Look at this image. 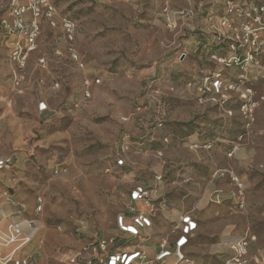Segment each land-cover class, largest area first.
Wrapping results in <instances>:
<instances>
[{
    "label": "rangeland",
    "instance_id": "rangeland-1",
    "mask_svg": "<svg viewBox=\"0 0 264 264\" xmlns=\"http://www.w3.org/2000/svg\"><path fill=\"white\" fill-rule=\"evenodd\" d=\"M11 1L0 0V22L12 21ZM32 1L19 3L29 7ZM46 1L53 10L51 17L48 7L40 4L36 18L31 9L23 15L25 27L29 29L35 20L38 30L34 50L28 52L20 72V91L13 90L12 64L7 89L0 95L7 98L4 104L0 101V156H14L13 168L5 172L4 180L11 182L13 198L25 206L27 218L40 222L26 249V253L39 254L37 264H64L66 253L84 245L72 243L75 232L111 238L119 218L124 220L120 213L135 184L120 181L130 172L142 177L156 171L162 177L154 176V181L165 183L173 192L180 181L165 182L170 170L187 168L194 163L193 153L201 151L200 162L214 160L216 171L228 172L216 178L226 180L234 197L238 189L232 176L243 187L249 182L264 193V34L254 60L242 68H226L218 59L227 60L233 52L227 42L223 50H216L219 42L214 33L233 38L243 17L233 13L228 16L230 29L220 28L223 15L212 10L216 0ZM181 11L192 14L178 15ZM169 17H174L175 27H168ZM212 17L218 30L209 27ZM63 19L74 25L71 41ZM197 33L204 36V42L196 39ZM10 38L9 51L14 41ZM21 45L28 48L25 37ZM71 52L83 68L72 60ZM215 72L234 89L199 102L190 83ZM154 77L168 80L174 92L150 87ZM95 79L100 83L93 84ZM85 80L90 82L89 98L83 97ZM244 102L252 106L251 122L240 109ZM40 103L44 111L39 110ZM157 120L193 122L202 128L204 140L216 141L215 146L226 144L212 154L193 146L166 154L145 153L135 139L144 138L142 132L161 135L163 129H152ZM217 188L226 191L222 185ZM37 206L40 211L35 213ZM202 242L206 245L199 251L207 255L209 241Z\"/></svg>",
    "mask_w": 264,
    "mask_h": 264
},
{
    "label": "built area",
    "instance_id": "built-area-1",
    "mask_svg": "<svg viewBox=\"0 0 264 264\" xmlns=\"http://www.w3.org/2000/svg\"><path fill=\"white\" fill-rule=\"evenodd\" d=\"M47 6L46 0H33L29 7H25L19 3V0H12L10 3V16L12 21L9 23L7 19H3L0 22V33L11 36L14 38L12 42V48L9 51L10 62L15 66L12 69L13 76V90L15 92L20 91V83L22 81V76L20 74L21 70L25 65V60L28 52L34 50V40L37 35L36 21L33 20L30 24V28L25 27V21L23 20V15L26 10H33V17L38 16V5ZM48 7V16L51 17V12L53 11L50 6ZM233 13H240L243 17L242 24L240 26L239 33L233 32V38H227L221 33H214V39L220 43L227 42L229 49L232 50V55L227 60L218 59V62L224 64V67L229 68L231 66H241L247 65L253 59L254 54H259L261 52L262 46V35L264 34V4L250 5V4H235L232 1H226L225 3V15L220 17L218 25L220 28L230 29L228 16ZM191 11H181L178 15H190ZM213 17L208 19L209 27L213 30H218L216 22H213ZM168 27H175L174 17L167 18ZM63 28L67 34L68 40H72V33L74 31V25L66 19L62 21ZM216 24V26H215ZM240 34V35H239ZM25 37L27 41L28 48L24 49L21 45V40ZM1 45V44H0ZM240 53V54H239ZM71 58L75 62H78L79 67L83 68V64L79 62L77 55L71 52ZM216 59L215 57H213ZM217 60V59H216ZM39 63H43V60H39ZM161 79V78H160ZM160 79L154 77L150 80V87L164 88L167 93H173L174 87L168 83V80L164 87L161 86ZM93 84H99L100 80L95 79L92 81ZM193 85L196 91V97L199 102H202L208 98V96L213 97L215 95H223L227 89H234V85L228 84L226 79H223L220 72H215L208 75L200 76L190 83ZM90 82L84 81L83 97L89 98ZM162 93V92H161ZM1 94V93H0ZM225 98V96H223ZM245 99V98H244ZM210 100V99H209ZM42 103L39 105V110L44 111L45 108ZM242 114L245 116L249 122L252 121L251 111L252 106L249 102H244L240 107ZM157 128H160L162 122L157 120L155 123ZM164 142H167L164 139ZM194 149L202 148L209 150L214 146V142H208L203 145L193 144ZM231 154L229 153V156ZM13 158L6 157L0 158V171L11 170L13 168ZM122 165L120 161H117V165ZM225 171L214 172L213 177H223ZM230 175H232L230 173ZM159 176L157 180H160ZM232 180L237 186L236 204L237 209L242 211L245 208V197H244V187L239 183L236 177L232 176ZM2 197L5 204L12 207H17L18 210L9 217L6 223L4 231H0V264H34V260L30 255H24V249L31 243L35 237L38 229L36 225H40L38 220L29 219L25 217L24 206L16 202L13 196L8 192L4 191ZM130 199L133 202H140L146 208L149 209L150 214L144 215L138 213L134 215L129 222H125L122 217L118 220V228L133 237V239L140 236L141 230L147 228L151 224L150 217L156 212V208L153 204L151 198V193L142 186L136 187L130 193ZM221 197L218 191L212 196L210 202L220 204ZM35 213L40 211V207L35 208ZM1 222V219H0ZM196 230V222L191 219L190 216H183L180 220L179 225L176 224L172 227L171 233L174 236V246L172 249L167 248V240L162 241L159 244L158 252L149 257L144 251L139 249H133L130 251H121L112 249V240H93L91 242L85 243L80 249L70 251L64 255L62 263L64 264H169L168 260L173 259L172 264H194L190 260L183 249L188 245L189 238L192 236L193 232ZM258 238L255 234H252L247 230L241 236L235 238L234 240L225 243V247L229 250V255L221 259V264H248V252L252 244H255ZM260 256H256L253 260L254 264L264 263V242L259 248ZM60 254V253H59Z\"/></svg>",
    "mask_w": 264,
    "mask_h": 264
},
{
    "label": "crops",
    "instance_id": "crops-1",
    "mask_svg": "<svg viewBox=\"0 0 264 264\" xmlns=\"http://www.w3.org/2000/svg\"><path fill=\"white\" fill-rule=\"evenodd\" d=\"M226 1H232L235 4L245 5L264 4V2H260L257 0H216V3L214 5L212 4V10L214 12L216 11L217 14L220 11V16L225 15V12L223 11H225ZM10 37L11 36L0 33V86H2V90L0 92L1 94L7 89L6 80L10 75L12 65L9 59L8 49V43H10L12 39ZM3 44L6 45V49H2ZM0 101L4 104L7 101V98H0ZM3 109L6 110L5 108ZM3 115L4 114L1 113V118ZM174 124L175 123H173V125ZM167 125L168 127H173L172 124ZM169 131L171 132L169 136H172V139L170 138L168 145L163 146L162 148V153L165 154L169 152L179 151L181 149L185 150V148H189L193 144L202 145L206 142H210L211 140H204L198 130L189 135L187 139H181V137L183 136H180L182 133L181 130L177 132V135L173 133V130ZM142 134L141 137H145L147 135L144 132H142ZM211 142H214L215 144L216 141L212 140ZM222 143L226 144V142H220L219 145H214L215 148L213 146L209 150H199H203V152L207 151V153L209 154L217 153V149H220ZM134 149L137 151L136 148ZM138 151L141 152L139 149ZM148 152L156 153V151L145 150V153ZM193 154L194 163H191V165H189L187 168H184V166L186 165L180 167L174 166L170 170L171 172L169 174V177H167L165 182L180 181V183H177L179 189L173 192L171 187L165 185V183H156L154 181V178L156 176H161V174L156 171H154L152 175L142 177L137 175V173L135 172H130L129 175H123L122 180L120 181H124L129 184H131L132 182L135 183L134 185L131 184V189L129 190V192L135 186L144 187L151 193L153 204L157 210L155 214L150 217V226L141 230L138 239H133V237L122 232L115 225V228L111 233V238H108L112 240V249L121 251L139 249L144 251L149 257H152L158 252L159 244L164 240H167V248L172 249L174 246V236L171 233L172 227L176 224L179 225L181 218L188 215L193 221L196 222V230L189 238L188 245L184 247L183 251L194 264H198V261L203 262L204 264H221V259L228 256L230 253L228 248L225 247V243L241 236L247 230H249L252 234H255L258 238V241L255 244L251 245L247 256L248 264H254L253 260L256 258V256H260L259 248L264 242V193L257 191L260 188L259 186L255 187V184L245 182V184H243L245 185L244 187L247 188L244 191L245 208L242 211L237 210L235 206L236 198L234 197L233 192L229 191V186L225 182L226 180L217 181V178L213 177L214 172L217 170V163L214 160L200 162V155L202 154L201 151L194 152ZM6 157H12L14 162L13 154L9 156H0V158ZM244 157H248V155H245ZM6 171L9 170L0 171L1 232L5 230L6 223L9 220V217L18 210L17 207H12L5 204V201L2 197V193L4 191H8L12 196H14V192L10 188L11 182L7 181L6 184L5 181L7 180L5 173ZM179 171L181 172L180 174ZM152 177L153 181H151ZM221 185L226 190L223 192H219L221 200L223 201L222 204L220 206L210 205L209 202L212 199L214 192L217 191V187H221ZM165 189L169 191L165 192ZM129 192L127 204L125 205L123 212L120 213L121 215H123L125 222H129L131 218L137 213L149 215V209L146 208L142 203L131 201ZM13 199L16 200L15 197ZM24 209L25 217H29L30 215H27V209L25 208V206ZM75 233L76 238H74L75 240L72 242L74 245H82L93 240H108L105 239L102 234H99L97 232L91 233L90 235L88 233L81 235H79V232ZM214 240L216 241V243H214ZM133 241L136 243L131 244V242ZM202 241H209L210 243H208V245L211 248L210 252L207 255L201 254V252H203L202 246L206 245V243ZM28 247L29 245L25 248L23 254L27 255V253H30L28 255L32 257V259L34 260V264H37L40 258L39 254L37 252L26 253V249ZM199 250H201V252ZM193 258L198 261L194 262ZM171 260L173 259H169L168 263Z\"/></svg>",
    "mask_w": 264,
    "mask_h": 264
},
{
    "label": "trees",
    "instance_id": "trees-1",
    "mask_svg": "<svg viewBox=\"0 0 264 264\" xmlns=\"http://www.w3.org/2000/svg\"><path fill=\"white\" fill-rule=\"evenodd\" d=\"M196 39H199L200 41L204 42V36H202L200 33H197V38ZM225 43L226 42H222V43L218 44V46H216V50H220V51L223 50V48L225 47ZM160 81L162 83L161 86L164 87L165 86L164 83L166 81L165 78H161ZM194 128H195V130H194ZM152 129H154V130L157 129L158 130L157 125L154 124L152 126ZM159 129H163L162 135L153 134V132H148V133H146L147 135L144 138L135 139L139 143V147L141 149L159 152V151H162L163 146L168 145L169 139L172 137V136H169V134H171V132L169 130H173V133H175L176 135H177V132L181 130L182 133H181L180 136L183 135L181 137V139H187L189 135H191L192 133H194L197 130L201 134V129L202 128H200L198 125H194L193 122H189V123H181V124L176 123V124L173 125V127H168L167 124L162 123V125H161V127ZM164 139H166L167 142H164ZM175 139H177V138H175ZM211 141H212V139L210 140V142ZM206 143H208V142H206ZM235 206H236V209H237V204ZM136 239H138V238H136ZM135 243L136 242H134V241L131 242V244H135Z\"/></svg>",
    "mask_w": 264,
    "mask_h": 264
},
{
    "label": "water",
    "instance_id": "water-1",
    "mask_svg": "<svg viewBox=\"0 0 264 264\" xmlns=\"http://www.w3.org/2000/svg\"><path fill=\"white\" fill-rule=\"evenodd\" d=\"M182 57H183V55L181 56V58H180V59H182Z\"/></svg>",
    "mask_w": 264,
    "mask_h": 264
}]
</instances>
